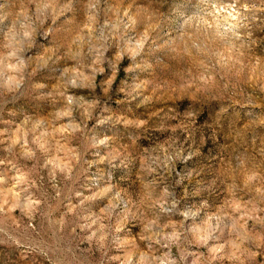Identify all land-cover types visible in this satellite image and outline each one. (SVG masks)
I'll list each match as a JSON object with an SVG mask.
<instances>
[{
  "label": "rangeland",
  "instance_id": "1",
  "mask_svg": "<svg viewBox=\"0 0 264 264\" xmlns=\"http://www.w3.org/2000/svg\"><path fill=\"white\" fill-rule=\"evenodd\" d=\"M0 264H264V0H0Z\"/></svg>",
  "mask_w": 264,
  "mask_h": 264
}]
</instances>
